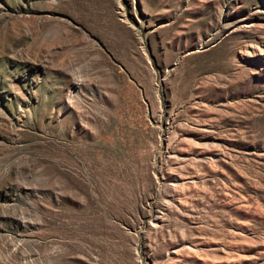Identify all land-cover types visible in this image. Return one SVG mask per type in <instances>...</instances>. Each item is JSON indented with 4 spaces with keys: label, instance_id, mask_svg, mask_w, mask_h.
<instances>
[{
    "label": "rangeland",
    "instance_id": "374dc122",
    "mask_svg": "<svg viewBox=\"0 0 264 264\" xmlns=\"http://www.w3.org/2000/svg\"><path fill=\"white\" fill-rule=\"evenodd\" d=\"M0 264H264V0H0Z\"/></svg>",
    "mask_w": 264,
    "mask_h": 264
}]
</instances>
